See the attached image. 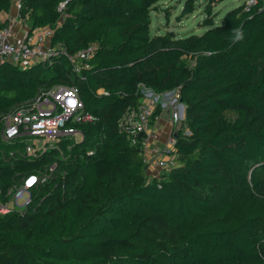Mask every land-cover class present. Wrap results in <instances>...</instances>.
<instances>
[{
    "label": "trees",
    "instance_id": "obj_1",
    "mask_svg": "<svg viewBox=\"0 0 264 264\" xmlns=\"http://www.w3.org/2000/svg\"><path fill=\"white\" fill-rule=\"evenodd\" d=\"M157 1H24L21 14L27 22L50 25L53 42L69 53L88 47L85 41L73 45L85 28L92 30L99 50L81 75L64 56L27 69L1 64L0 112L30 101L40 86L73 84L97 121L78 126L85 138L63 163L64 188L47 185L23 216L0 215V264H260L264 186L256 171L264 170V65L259 64L264 0L249 10L244 3L228 11L202 36L177 40L171 32L148 43ZM12 4L0 0V12L9 13ZM192 11L193 6L186 8L187 14ZM61 16L64 22L56 27ZM6 25L0 22V29ZM114 26L118 40L112 42ZM237 30L243 34L239 41L233 38ZM103 50L119 64L99 60ZM204 52L208 55L199 56L193 69L183 61ZM141 84L157 93L180 87L187 104L185 125L192 135L186 136L183 126L178 134L177 161L184 164L174 168L183 173L178 188L135 182L144 179L146 167L139 147L119 131V121L128 108H139ZM103 164L133 183L130 190L111 194L118 182L106 183ZM249 168L252 177L245 172ZM153 218L176 227L185 250L167 263L157 257L105 258L110 249L136 239Z\"/></svg>",
    "mask_w": 264,
    "mask_h": 264
},
{
    "label": "built area",
    "instance_id": "obj_2",
    "mask_svg": "<svg viewBox=\"0 0 264 264\" xmlns=\"http://www.w3.org/2000/svg\"><path fill=\"white\" fill-rule=\"evenodd\" d=\"M24 1L13 0L12 18L10 13L0 12V22H7L0 29V65L27 69L38 63L53 64L55 57L64 56L73 73L81 75L89 69L97 46L69 53L63 44L53 42L55 29L50 25L32 27L27 22L21 14ZM257 3L258 0H246V9ZM15 26L21 31L17 32ZM139 90L141 104L137 110H126L119 121V131L131 145L139 147L146 171L172 170L177 165V139L184 120L183 105L177 104L181 89L157 93L141 84ZM164 118L171 123V130L159 150L149 130L154 122ZM96 121L79 87L73 84L40 86L30 101L0 112V215L23 216L47 185L54 183L55 188H64L63 163L85 138L78 126ZM60 177L62 180H58Z\"/></svg>",
    "mask_w": 264,
    "mask_h": 264
},
{
    "label": "rangeland",
    "instance_id": "obj_3",
    "mask_svg": "<svg viewBox=\"0 0 264 264\" xmlns=\"http://www.w3.org/2000/svg\"><path fill=\"white\" fill-rule=\"evenodd\" d=\"M246 0H221L218 3H212V0H159L153 6V10L150 15V28L148 35V43L154 38L161 37L166 38L169 33H175V38L187 39L188 37L202 36L207 29L209 24L213 21L215 24H220L225 14L240 5H243ZM62 1L56 8L59 13H61L64 8ZM211 5V10L208 12V6ZM193 6V11L191 13H186V8ZM53 7L50 5V8ZM26 19L28 16L25 17ZM64 22V16L57 19L56 27L62 25ZM111 41L115 42L118 40V27L114 26L111 33ZM80 41H85L86 46H97L99 50V45L96 40H94L92 30L90 28H85L81 35L74 38L73 45H77ZM111 46L108 47V49ZM143 51L140 50L139 53L133 57L136 59L142 55ZM98 55L99 60H104L107 64H119V62L111 57L109 50H103V52ZM208 55L207 53H196L195 55H190L183 58L187 67L193 69L196 64V60L199 56ZM97 56V53H96ZM259 64L264 65V56L260 59ZM177 104L183 105V110L186 116L187 104L179 98ZM186 117L183 120L182 126L185 129V135L191 136L192 132L185 125ZM161 144H157L156 148L161 149ZM103 163V161L101 162ZM100 163V164H101ZM184 164L177 161L176 168H180ZM178 170V169H176ZM101 171L103 176L106 177V183L109 181L116 180L118 182L116 187L110 188L111 194L123 193L133 186V183L126 181L116 170L109 169L104 164L101 165ZM249 177L253 176L255 172L253 168L245 170ZM182 172H175L172 170H163L150 173L145 171L144 179L138 176L136 183L146 182H165L168 186H173L178 188L181 186L179 181V176H182ZM256 175L259 177L260 181L264 186V170L258 169ZM262 231V241L264 243V220L259 224ZM178 229L174 226H170L165 223L160 218H153L148 220L141 228L139 235L133 241L119 247L110 249L107 251L105 258L108 259L112 255L114 257H124V258H151L157 257L162 263H167L171 261L173 253L181 252L185 250V246L179 242L178 239ZM260 264H264V254L262 253L260 258Z\"/></svg>",
    "mask_w": 264,
    "mask_h": 264
},
{
    "label": "crops",
    "instance_id": "obj_4",
    "mask_svg": "<svg viewBox=\"0 0 264 264\" xmlns=\"http://www.w3.org/2000/svg\"><path fill=\"white\" fill-rule=\"evenodd\" d=\"M10 18L15 16V11L13 6L10 10ZM15 30L17 32H20L21 29L18 26H15ZM183 114H185L183 108H182ZM186 116L184 115V118ZM171 130V123L169 122L168 118L162 119L160 122H154L149 130L150 136L152 140L155 142V145L161 144V146L164 145V143L167 141V138L170 134Z\"/></svg>",
    "mask_w": 264,
    "mask_h": 264
},
{
    "label": "clouds",
    "instance_id": "obj_5",
    "mask_svg": "<svg viewBox=\"0 0 264 264\" xmlns=\"http://www.w3.org/2000/svg\"><path fill=\"white\" fill-rule=\"evenodd\" d=\"M233 38H234V40L239 41V40H241V39L243 38V34H242L239 30H237V31L235 32Z\"/></svg>",
    "mask_w": 264,
    "mask_h": 264
}]
</instances>
